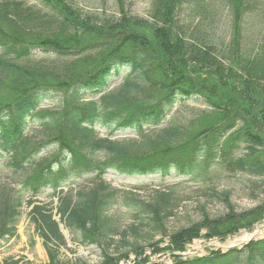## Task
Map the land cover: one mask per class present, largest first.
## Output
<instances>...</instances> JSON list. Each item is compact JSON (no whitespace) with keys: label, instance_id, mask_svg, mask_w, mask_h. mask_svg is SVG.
Wrapping results in <instances>:
<instances>
[{"label":"trees","instance_id":"obj_1","mask_svg":"<svg viewBox=\"0 0 264 264\" xmlns=\"http://www.w3.org/2000/svg\"><path fill=\"white\" fill-rule=\"evenodd\" d=\"M35 1L0 0V241L18 236L26 206L50 264H88L59 257L61 223L75 243L102 249L101 264H121L158 235L183 252L204 229L224 239L263 219L264 204L237 211L228 189L185 194L176 183L143 197L105 175L184 177L219 166L264 176V0H153L150 18L119 0L117 19L72 0ZM191 103L194 117L176 118L175 107ZM87 175L91 186H74ZM47 189L52 204L37 200ZM194 196L225 211L210 215L205 200L199 220L169 233ZM173 264H264V239Z\"/></svg>","mask_w":264,"mask_h":264},{"label":"rangeland","instance_id":"obj_2","mask_svg":"<svg viewBox=\"0 0 264 264\" xmlns=\"http://www.w3.org/2000/svg\"><path fill=\"white\" fill-rule=\"evenodd\" d=\"M28 5L38 6L35 0H23ZM153 0H123L124 9L129 11L132 15L150 18L152 11ZM74 6L82 8L87 12H92L93 15H101L103 17H111L117 19L120 17V2L119 0H72ZM86 13V12H85ZM225 17H228V12L225 11ZM219 30L228 28V18L223 22L217 24ZM114 86V85H112ZM5 94V93H4ZM4 96V95H3ZM100 95H94V98H98ZM193 103L188 105H177L175 110L176 118L188 122L197 112V107H194ZM174 110V111H175ZM106 132L101 129L99 131L100 136H106ZM135 137L134 133H127L125 135L119 134L117 137ZM240 151L244 153L245 150ZM0 167V181H5L7 173L6 169L2 170ZM105 179L114 187L133 190L140 193L143 197H147L153 189L167 188L173 184L180 183V191L185 194H190L195 188H206L207 186H214L218 189H228L231 191V199L235 205L237 211L252 209L256 206L264 204V176L256 177L245 173H229L219 166H213L208 171L196 172L192 175L184 177H166L163 178L158 175L147 176H125L119 175L114 171H110L105 175ZM93 178L91 175H87L76 181L75 187L91 186ZM67 189V187H64ZM52 189H47L41 196L37 197L40 202L51 203L52 202ZM206 200V204H205ZM52 204V203H51ZM205 204L206 209L210 215H219L225 211V205L218 201L216 198L207 200L202 197L201 199L194 196L192 199L184 200L175 215L168 222V232L172 233L181 226L188 225L191 222L200 219L202 212L200 205ZM56 205V202H55ZM30 207H24V213L18 224V236L10 238L8 240L0 241V261L5 258L15 257L21 258L26 264H50V254L44 245V240L35 224L29 217ZM59 219V216H56ZM264 224L263 219L256 223L255 227L248 232H254L258 225ZM244 229L225 237H210L207 236L205 229L202 230L201 236L195 238L183 251L184 255H180L179 251H173L169 249L172 244L169 236L162 237L158 235L155 238L157 245L154 247L145 246V250L141 257L142 261H146L145 264H173L177 260V256H181L184 259L194 258L200 256H208L212 251H226L232 247H242L252 241H259L264 239L263 235L254 237L248 241L234 243L236 237H240L241 232ZM64 234V233H63ZM66 238L67 246H64L59 251V257L63 261H70L74 263L77 260L81 262H87L88 264H101L102 263V249L95 245L83 246L72 241L69 233ZM127 248V247H126ZM125 248V249H126ZM128 250V249H127ZM157 252H156V251ZM125 251V250H123ZM122 252V251H121ZM138 258V259H139ZM143 258V259H142ZM136 253L130 252L127 256V260H122L121 264H133L137 260Z\"/></svg>","mask_w":264,"mask_h":264},{"label":"bare ground","instance_id":"obj_3","mask_svg":"<svg viewBox=\"0 0 264 264\" xmlns=\"http://www.w3.org/2000/svg\"><path fill=\"white\" fill-rule=\"evenodd\" d=\"M262 230H264V224L257 226L254 232H243L239 238L236 237L234 243L248 241L254 237L261 236L263 235Z\"/></svg>","mask_w":264,"mask_h":264},{"label":"water","instance_id":"obj_4","mask_svg":"<svg viewBox=\"0 0 264 264\" xmlns=\"http://www.w3.org/2000/svg\"><path fill=\"white\" fill-rule=\"evenodd\" d=\"M60 228L63 230V229H64V226L61 224V225H60ZM64 233H65V235L67 236V232L64 231Z\"/></svg>","mask_w":264,"mask_h":264}]
</instances>
